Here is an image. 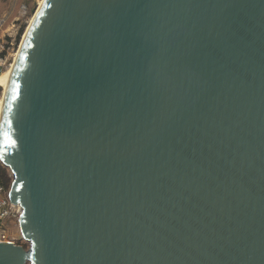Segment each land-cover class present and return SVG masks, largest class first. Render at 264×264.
Wrapping results in <instances>:
<instances>
[{
    "label": "water",
    "instance_id": "95a60500",
    "mask_svg": "<svg viewBox=\"0 0 264 264\" xmlns=\"http://www.w3.org/2000/svg\"><path fill=\"white\" fill-rule=\"evenodd\" d=\"M23 66L0 264H264V0H49Z\"/></svg>",
    "mask_w": 264,
    "mask_h": 264
},
{
    "label": "rangeland",
    "instance_id": "374dc122",
    "mask_svg": "<svg viewBox=\"0 0 264 264\" xmlns=\"http://www.w3.org/2000/svg\"><path fill=\"white\" fill-rule=\"evenodd\" d=\"M41 0H0V17L4 16L5 17V24L3 27L4 34H8L11 39H4L8 45L9 48L12 50H9V53L11 54L10 57H8V63L11 64L13 62V56L17 52L18 47L20 45L21 39L23 34L25 33L26 29L28 28L29 25V20L31 17L35 14L36 11V6L38 2ZM20 4H25L28 8L31 9V15H28L26 18H20L19 13H18V7ZM33 9V10H32ZM33 11V12H32ZM0 35H3L0 34ZM19 37V38H18ZM7 38V36H6ZM18 38V40H17ZM15 58V57H14ZM7 72V71H5ZM4 73H2L0 76V86L2 85V78L4 76ZM3 87V85H2ZM0 101L3 99V88L0 87ZM4 177L6 178L7 189L9 188L10 185V173L8 169L2 164L0 160V181L3 183L4 182ZM4 184V183H3ZM7 233L11 238L17 239V244L23 246L25 249H28L29 245L24 242L19 234L17 222L12 220V222L7 223Z\"/></svg>",
    "mask_w": 264,
    "mask_h": 264
},
{
    "label": "bare ground",
    "instance_id": "6f19581e",
    "mask_svg": "<svg viewBox=\"0 0 264 264\" xmlns=\"http://www.w3.org/2000/svg\"><path fill=\"white\" fill-rule=\"evenodd\" d=\"M48 2L49 0H41L38 2L35 14L29 20L28 28L22 36L17 52L13 56V62L0 72L1 75L7 71L2 78L3 99L0 101V133L4 131L9 133L10 126L5 123V119L11 123V105L17 94L19 80L24 67L23 64L25 63V56L31 44L36 26L38 22H40L42 12L48 5ZM1 77L2 76H0V79ZM5 148L6 147L2 145V136H0V151L5 152Z\"/></svg>",
    "mask_w": 264,
    "mask_h": 264
},
{
    "label": "built area",
    "instance_id": "2783aa9c",
    "mask_svg": "<svg viewBox=\"0 0 264 264\" xmlns=\"http://www.w3.org/2000/svg\"><path fill=\"white\" fill-rule=\"evenodd\" d=\"M33 10V9H32ZM31 9L25 4H20L18 7V13L20 18H26L31 15ZM33 12V11H32ZM4 24L5 17H0V72L7 67L8 57H10L8 43L6 39H11L8 34H4ZM7 36V38H6ZM5 39V40H4ZM10 65V64H9ZM8 65V66H9ZM1 95V94H0ZM21 215V208L17 204H13L9 201L7 196V187L0 181V243H14L17 244V239L11 238L7 233V223L12 222V220L17 222Z\"/></svg>",
    "mask_w": 264,
    "mask_h": 264
},
{
    "label": "snow or ice",
    "instance_id": "6c2138e0",
    "mask_svg": "<svg viewBox=\"0 0 264 264\" xmlns=\"http://www.w3.org/2000/svg\"><path fill=\"white\" fill-rule=\"evenodd\" d=\"M5 123L9 124V126H10V121H7V119H5ZM0 136H2V145L3 146H5V147H14L15 146L16 141L11 138V136L9 135V133L7 131L0 133Z\"/></svg>",
    "mask_w": 264,
    "mask_h": 264
},
{
    "label": "trees",
    "instance_id": "16d2710c",
    "mask_svg": "<svg viewBox=\"0 0 264 264\" xmlns=\"http://www.w3.org/2000/svg\"><path fill=\"white\" fill-rule=\"evenodd\" d=\"M18 38H19V37H18ZM18 38H17V40H18ZM1 87H2V85H1ZM2 88H3V87H2ZM7 182H8V181H7L6 178L4 177V182H3L4 185H7Z\"/></svg>",
    "mask_w": 264,
    "mask_h": 264
}]
</instances>
